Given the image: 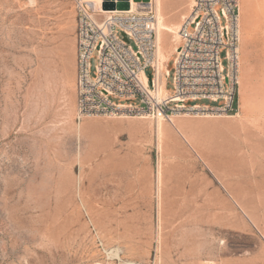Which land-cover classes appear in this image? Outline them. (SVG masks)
I'll use <instances>...</instances> for the list:
<instances>
[{
	"label": "rangeland",
	"instance_id": "obj_1",
	"mask_svg": "<svg viewBox=\"0 0 264 264\" xmlns=\"http://www.w3.org/2000/svg\"><path fill=\"white\" fill-rule=\"evenodd\" d=\"M76 3L0 0V264H264V8L240 15L238 114L160 138L78 121Z\"/></svg>",
	"mask_w": 264,
	"mask_h": 264
},
{
	"label": "built area",
	"instance_id": "obj_2",
	"mask_svg": "<svg viewBox=\"0 0 264 264\" xmlns=\"http://www.w3.org/2000/svg\"><path fill=\"white\" fill-rule=\"evenodd\" d=\"M102 11L94 1L76 3V109L79 122L123 113L171 121L179 113L238 114L239 0H192L180 29L173 71L157 57L155 6ZM224 53V56L222 54ZM97 63L92 72L91 59ZM150 69L148 75L147 70ZM173 81L170 96L160 83ZM168 89V88H167ZM116 99L124 100L116 102ZM209 101L213 104L202 103Z\"/></svg>",
	"mask_w": 264,
	"mask_h": 264
},
{
	"label": "bare ground",
	"instance_id": "obj_3",
	"mask_svg": "<svg viewBox=\"0 0 264 264\" xmlns=\"http://www.w3.org/2000/svg\"><path fill=\"white\" fill-rule=\"evenodd\" d=\"M85 1H94L97 5H100L102 0H85ZM155 1V9L157 13V32H158V50H157V57L159 61V67L164 72H166L168 69L167 62H169V57L175 52L177 48V42L180 41L181 34L180 29L182 27L183 22L189 15V10L186 12L181 13V20L179 22H170L169 20V14L165 10V4L166 0H131V8L137 9V8H146L143 6V4L150 3L153 5ZM259 9L264 8V0H257ZM240 3V15L241 19L244 20V14L246 12V8L249 6V0H239ZM192 3L190 4V10H191ZM261 7V8H260ZM108 10L113 9H105L103 8L102 11L106 12ZM262 10V9H261ZM240 32L242 33L243 37L245 35L244 25L241 26ZM170 36H172L173 40L176 41L173 45H169V39ZM179 43V42H178ZM161 88V95L162 96H170V93L167 91L166 88V79L163 78L162 82L160 83ZM242 108H247V101L242 95ZM195 112V116H202V114H205V116H221L213 114L212 112ZM185 115H192V113H179L177 115H174L171 119V124L178 128H183L185 126V123L181 117ZM124 116V113L121 114L119 117ZM128 116V115H126ZM139 116V118H147L145 115H136ZM167 126L165 124L164 119H159L157 121V131L160 136V138L164 137L167 132Z\"/></svg>",
	"mask_w": 264,
	"mask_h": 264
},
{
	"label": "crops",
	"instance_id": "obj_4",
	"mask_svg": "<svg viewBox=\"0 0 264 264\" xmlns=\"http://www.w3.org/2000/svg\"><path fill=\"white\" fill-rule=\"evenodd\" d=\"M186 2L187 0H166L165 10L170 15V19L172 21L179 22L181 20V13L186 11V7H184ZM189 13H190V9H189ZM172 56L173 54L169 57V61L172 59ZM230 117H235V116H230Z\"/></svg>",
	"mask_w": 264,
	"mask_h": 264
},
{
	"label": "water",
	"instance_id": "obj_5",
	"mask_svg": "<svg viewBox=\"0 0 264 264\" xmlns=\"http://www.w3.org/2000/svg\"><path fill=\"white\" fill-rule=\"evenodd\" d=\"M103 8L127 10L130 8L129 0H104Z\"/></svg>",
	"mask_w": 264,
	"mask_h": 264
}]
</instances>
